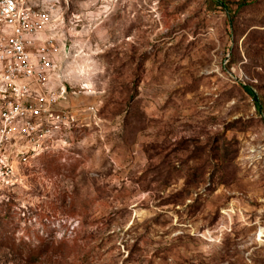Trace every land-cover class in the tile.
<instances>
[{"label":"rangeland","instance_id":"374dc122","mask_svg":"<svg viewBox=\"0 0 264 264\" xmlns=\"http://www.w3.org/2000/svg\"><path fill=\"white\" fill-rule=\"evenodd\" d=\"M45 1L97 115L11 159L0 264H264V0Z\"/></svg>","mask_w":264,"mask_h":264},{"label":"built area","instance_id":"2783aa9c","mask_svg":"<svg viewBox=\"0 0 264 264\" xmlns=\"http://www.w3.org/2000/svg\"><path fill=\"white\" fill-rule=\"evenodd\" d=\"M45 0H0V177L12 161H31L54 151L57 137L82 125L97 107L74 105L78 92L50 87L55 65L43 34L55 22ZM76 108V110H75Z\"/></svg>","mask_w":264,"mask_h":264},{"label":"trees","instance_id":"16d2710c","mask_svg":"<svg viewBox=\"0 0 264 264\" xmlns=\"http://www.w3.org/2000/svg\"><path fill=\"white\" fill-rule=\"evenodd\" d=\"M244 3H245V2H242L241 4H239V5H238V9H240L241 7H243ZM225 6H226V5H225ZM251 95H252V97H254V94H253L252 92H251Z\"/></svg>","mask_w":264,"mask_h":264}]
</instances>
